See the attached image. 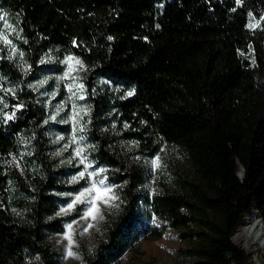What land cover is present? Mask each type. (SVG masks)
Segmentation results:
<instances>
[{
    "label": "trees",
    "instance_id": "trees-1",
    "mask_svg": "<svg viewBox=\"0 0 264 264\" xmlns=\"http://www.w3.org/2000/svg\"><path fill=\"white\" fill-rule=\"evenodd\" d=\"M0 8L14 16L31 67L0 55V78L15 85L0 99V264H57L49 236L84 209L58 214L78 186L68 181L74 169L50 156L45 107L30 84L50 51L90 71L81 144L117 197L80 264H116L167 226L188 241L175 251L180 264H246L231 236L253 208L264 226V0H0ZM162 144L185 167L149 192L133 159Z\"/></svg>",
    "mask_w": 264,
    "mask_h": 264
},
{
    "label": "rangeland",
    "instance_id": "rangeland-1",
    "mask_svg": "<svg viewBox=\"0 0 264 264\" xmlns=\"http://www.w3.org/2000/svg\"><path fill=\"white\" fill-rule=\"evenodd\" d=\"M255 23L256 19L249 17L248 25L253 26ZM18 39L20 35L14 16L0 8V55L11 58L20 70L29 72L31 67L17 46ZM39 63L40 68L30 84L37 90L45 107L43 124L50 142L49 153L54 164L74 169L68 181L78 186L76 190L64 194L67 201L59 208L58 214L69 212L76 204L84 205L82 214L67 222L62 232L51 234L49 241L58 257L57 264H80L82 254L94 245L106 214L116 205V190L107 178L105 166L95 162L81 144L84 117L88 109L83 99L82 83L90 73L88 67L72 54L61 55L51 51ZM4 88L13 91L15 85L6 78H0V99ZM133 160L144 167V187L149 192L157 189L160 181H167L165 177L172 176L175 169L185 167L182 153L176 147L164 144L153 157L136 154ZM81 173L84 174L82 177ZM86 189L89 191L85 192ZM81 193L84 195L81 196ZM77 196H81L79 201L76 200ZM70 204L71 209L68 207ZM90 210L91 213L86 216ZM151 222L159 225L154 218ZM231 240L247 254L246 264H264V253L253 258L252 253L234 241L232 236ZM138 245L141 252L127 250L116 264H180L175 251L186 247L188 241L181 240L178 231L167 226L160 237L140 239ZM69 252L73 255H69Z\"/></svg>",
    "mask_w": 264,
    "mask_h": 264
},
{
    "label": "bare ground",
    "instance_id": "bare-ground-1",
    "mask_svg": "<svg viewBox=\"0 0 264 264\" xmlns=\"http://www.w3.org/2000/svg\"><path fill=\"white\" fill-rule=\"evenodd\" d=\"M232 239L249 250L253 258L264 253V226L255 210L244 213L232 234Z\"/></svg>",
    "mask_w": 264,
    "mask_h": 264
},
{
    "label": "snow or ice",
    "instance_id": "snow-or-ice-1",
    "mask_svg": "<svg viewBox=\"0 0 264 264\" xmlns=\"http://www.w3.org/2000/svg\"><path fill=\"white\" fill-rule=\"evenodd\" d=\"M237 3L239 4V3H240V0H237ZM109 39H111V37H109ZM128 95L131 96V95H133V93H132V92H129ZM11 118H12V117H9V119H11ZM153 163L155 164L156 161H153ZM101 171H103V169H101ZM83 175H84L83 173L80 174L81 177H82ZM73 179L75 180L76 177H74ZM100 183L103 184V181H100ZM93 187L95 188V185H93ZM88 191H89V190H87V189L85 190V192H88ZM109 191H110V190H109ZM83 195H84V193H81V196H83ZM81 196H77L76 200L79 201V200L81 199ZM68 207H69V209H71V208H72V204H70ZM90 213H91V210L89 211V213H86V216L89 215ZM68 227L70 228L71 225H69ZM69 255H73V253L69 252Z\"/></svg>",
    "mask_w": 264,
    "mask_h": 264
},
{
    "label": "water",
    "instance_id": "water-1",
    "mask_svg": "<svg viewBox=\"0 0 264 264\" xmlns=\"http://www.w3.org/2000/svg\"><path fill=\"white\" fill-rule=\"evenodd\" d=\"M237 175L239 176V177H241L242 175H243V172H244V168H243V166L241 165V164H238V168H237ZM253 210H255L256 212H257V214H258V218H259V221H261L262 222V219H261V215H260V213L258 212V210L256 209V208H253Z\"/></svg>",
    "mask_w": 264,
    "mask_h": 264
}]
</instances>
